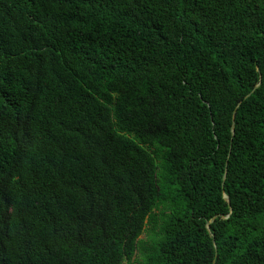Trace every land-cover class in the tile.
I'll list each match as a JSON object with an SVG mask.
<instances>
[{"label": "trees", "instance_id": "obj_1", "mask_svg": "<svg viewBox=\"0 0 264 264\" xmlns=\"http://www.w3.org/2000/svg\"><path fill=\"white\" fill-rule=\"evenodd\" d=\"M0 264H264V0H0Z\"/></svg>", "mask_w": 264, "mask_h": 264}, {"label": "rangeland", "instance_id": "obj_2", "mask_svg": "<svg viewBox=\"0 0 264 264\" xmlns=\"http://www.w3.org/2000/svg\"><path fill=\"white\" fill-rule=\"evenodd\" d=\"M140 238L144 240V245H142V246H144V247L149 246V244H150V236H149V233L148 232H143L140 235ZM136 255H139V250L136 251Z\"/></svg>", "mask_w": 264, "mask_h": 264}, {"label": "water", "instance_id": "obj_3", "mask_svg": "<svg viewBox=\"0 0 264 264\" xmlns=\"http://www.w3.org/2000/svg\"><path fill=\"white\" fill-rule=\"evenodd\" d=\"M234 116H235V110H233L232 112V120H234ZM233 127H234V123H232L231 125V130H233ZM225 175H223V178H224ZM224 198L229 201V198L226 194H223ZM206 228L209 230V222L206 223Z\"/></svg>", "mask_w": 264, "mask_h": 264}]
</instances>
